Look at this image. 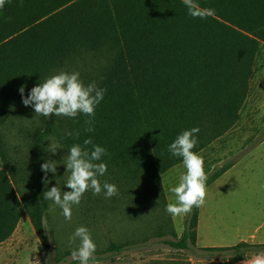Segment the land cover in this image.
<instances>
[{"label": "trees", "instance_id": "1", "mask_svg": "<svg viewBox=\"0 0 264 264\" xmlns=\"http://www.w3.org/2000/svg\"><path fill=\"white\" fill-rule=\"evenodd\" d=\"M196 2L215 15L193 18L182 0H6L0 8V124L14 110L34 109L23 104L21 85L27 96L68 66L84 69L80 77L85 85L95 82L106 93L95 109L93 132L84 130L89 117L83 114H35L33 179L25 192L20 188L25 181L0 137V243L13 234L22 210L44 239L47 200L37 170L45 162L49 140L59 141L66 153L88 138L107 150L100 161L107 171L99 179L115 184L118 194L105 198L103 191L94 195L88 190L82 200L113 212L123 203L132 204V210L144 201L166 205L161 176L183 163L168 150L182 131L199 127L193 149L199 153L237 124L264 45V0ZM232 166L228 162L211 172L206 188ZM198 212L193 207L181 236L173 234L174 240L164 244L227 252L234 262L264 253V244L245 241L197 247ZM127 247L111 244L103 254L120 255Z\"/></svg>", "mask_w": 264, "mask_h": 264}, {"label": "rangeland", "instance_id": "2", "mask_svg": "<svg viewBox=\"0 0 264 264\" xmlns=\"http://www.w3.org/2000/svg\"><path fill=\"white\" fill-rule=\"evenodd\" d=\"M79 64V63H78ZM68 66L64 72L78 71ZM86 70H90L86 69ZM59 71V72H61ZM80 79H82L80 77ZM34 109H17L0 124V137L4 153L14 161L19 179L25 181L20 188H29L33 179V133L38 125ZM45 148V161H60L57 172L48 173L44 180V192L58 183L62 191H69L64 185L68 177L63 157V148L56 153ZM204 156L207 176L219 166L233 163V169L207 187L205 202L198 212L199 228L196 231V246H233L240 241L264 243V45L261 47L250 79V90L237 124L223 137L200 151ZM186 170L183 163L176 165L161 176L166 205L156 203L134 206L123 203L118 210L108 211L101 205H92L86 199L72 208V219L65 220L62 210L48 209L52 201L47 200L43 213L44 239L40 240L31 224L28 214L22 210L20 221L13 234L0 243L1 264H78L71 252L79 244L69 246L68 238L78 226H86L97 245L95 255H104L101 264H237L227 252L209 253L196 250H177L164 240L180 237L184 230L186 215L171 216L166 211L169 202H175V194L169 189L179 183V177ZM24 178V179H22ZM198 223V222H197ZM198 238V241H197ZM111 244L128 247L117 255L104 253ZM48 248L44 250V246ZM253 253L248 259H252Z\"/></svg>", "mask_w": 264, "mask_h": 264}, {"label": "clouds", "instance_id": "3", "mask_svg": "<svg viewBox=\"0 0 264 264\" xmlns=\"http://www.w3.org/2000/svg\"><path fill=\"white\" fill-rule=\"evenodd\" d=\"M182 2L193 18L205 19L215 15L214 9L202 8L196 0H182ZM5 3L6 0H0V8H3ZM24 91L25 86L21 85L19 92L23 104L33 106L38 115L48 117L54 114L75 118L78 114H83L89 117L85 120L86 132L94 131L95 109L106 93V89L98 87L95 82L85 85L78 71L71 73L61 71L35 85L27 96L23 95ZM199 131L198 126L184 130L168 146L172 156L182 158L186 170L180 175L179 183L169 189L175 194L176 201L169 202L166 211L173 217L186 215L193 207L198 208L205 202L208 177L204 169V156L193 151L199 142L196 135ZM65 134L73 135L71 131H66ZM75 135L79 137V132ZM50 141L49 152L56 153L58 149L64 148L59 141L55 139ZM90 145L91 148L88 147ZM107 154V150L98 144H93L91 138L85 139L82 145L74 143L62 159L68 173L64 185L69 191H62L57 183L44 192V198L53 202L48 210L54 212L55 208L59 207L65 220L70 221L73 206L79 205L86 191L92 190L94 195H99L103 191L105 198L117 195L119 190L115 184L107 180L101 184L99 179L107 171V164L100 162ZM59 163L60 161L48 159L41 164L45 183L49 172L56 174ZM77 240L79 244L71 252L72 260L78 264H101V260L95 256L97 245L86 226H78L75 229L68 238L69 246L76 244ZM32 264H40V261L37 259L32 261ZM249 264H264V253L255 255Z\"/></svg>", "mask_w": 264, "mask_h": 264}, {"label": "crops", "instance_id": "4", "mask_svg": "<svg viewBox=\"0 0 264 264\" xmlns=\"http://www.w3.org/2000/svg\"><path fill=\"white\" fill-rule=\"evenodd\" d=\"M233 169V166L228 170V171H226L224 174H226V173H228L229 171H231ZM223 174V175H224ZM222 175V176H223ZM219 179V178H218ZM217 179V180H218ZM199 211H200V207H199ZM198 228H199V220H198V223H197V230H198ZM196 230V231H197ZM197 234V233H196ZM197 241H198V238H197ZM248 243V242H247ZM251 244V243H250ZM253 244V243H252ZM254 244H256V243H254ZM257 244H264V243H257ZM200 247V246H199ZM202 248H203V246H201ZM204 247H214V246H204ZM251 259H248V257L247 258H245V259H243V260H241V261H238V263L237 264H249V261H250ZM2 263V258H0V264Z\"/></svg>", "mask_w": 264, "mask_h": 264}, {"label": "water", "instance_id": "5", "mask_svg": "<svg viewBox=\"0 0 264 264\" xmlns=\"http://www.w3.org/2000/svg\"><path fill=\"white\" fill-rule=\"evenodd\" d=\"M43 248H44V250L47 249L48 248V245H45Z\"/></svg>", "mask_w": 264, "mask_h": 264}]
</instances>
